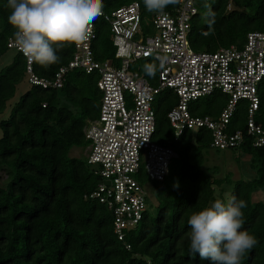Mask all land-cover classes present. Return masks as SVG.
I'll list each match as a JSON object with an SVG mask.
<instances>
[{"label":"trees","instance_id":"16d2710c","mask_svg":"<svg viewBox=\"0 0 264 264\" xmlns=\"http://www.w3.org/2000/svg\"><path fill=\"white\" fill-rule=\"evenodd\" d=\"M132 2L140 6L142 33L152 35L157 13L147 11L143 0H103V11L110 13ZM205 5L214 13L211 26L204 19ZM177 7L169 5L164 12ZM10 12L7 0H0V58L9 51L8 39L14 37L15 29L8 23ZM253 31L264 32V0H210L198 5L188 40L195 52H215L230 46L241 48ZM95 32L94 58L118 66L109 26L97 19ZM73 44L67 43L56 52L60 57L57 63H32L33 74L51 80L71 59ZM138 62L141 65L135 70L154 85L156 75L150 77L144 71L152 60L137 61L133 70ZM25 69L26 59L15 52L12 63L0 72V115L26 75ZM97 80L95 74L74 70L59 90L31 85L8 117L0 118V264H209L189 250L188 218L216 199L227 203L232 196L246 202L241 230L257 241L240 264H264V201L258 197L264 194V148L252 147L246 141L231 149L250 157L254 178L233 180L229 174L217 178L216 168L205 167V154L211 149L209 131L188 130L173 139L167 114L177 99L170 90L155 99L153 141L171 147L176 158L162 182H149L140 173L139 182H149L155 192L156 214L150 217L146 208L136 228L127 231L122 242L117 240L112 212L88 198L100 183L95 168L87 159L68 155L72 148L88 146L83 131L88 121L98 117L101 93ZM257 95L256 121L264 126V78ZM62 98L71 108L60 104ZM227 101L226 95L215 92L189 103L188 111L193 117L215 120ZM246 113L247 103L240 101L230 121L231 131H245Z\"/></svg>","mask_w":264,"mask_h":264},{"label":"built area","instance_id":"2783aa9c","mask_svg":"<svg viewBox=\"0 0 264 264\" xmlns=\"http://www.w3.org/2000/svg\"><path fill=\"white\" fill-rule=\"evenodd\" d=\"M209 1L180 0L174 11L157 13L152 20V35L141 31L137 2L110 13L103 11L97 19L109 26L119 65L94 58V22L92 34L87 40L73 44L71 59L58 68L51 80L33 74L32 63L14 46V37L7 41V49L26 59L30 85L59 90L66 75L74 70L98 76L96 85L101 93L98 117L87 122L83 134L89 142L87 163L95 168L100 183L88 198L99 201L112 212L113 233L120 242L127 231L142 221L147 207L138 176L143 172L149 182H162L170 162L176 158L171 147L153 141L154 103L162 91L170 90L177 99L167 114L174 140L185 131L202 129L210 132L213 150H236L246 141L252 147L264 148V126L256 121L257 87L264 78V32H249L241 48L193 51L188 40L190 22L198 14V5ZM230 7L228 4L227 9ZM142 59H151L158 66L154 85L131 68ZM215 92L228 97L217 119L190 115L189 103ZM240 101L247 103L245 131L233 132L230 121Z\"/></svg>","mask_w":264,"mask_h":264},{"label":"clouds","instance_id":"9594fccd","mask_svg":"<svg viewBox=\"0 0 264 264\" xmlns=\"http://www.w3.org/2000/svg\"><path fill=\"white\" fill-rule=\"evenodd\" d=\"M147 11L163 13L180 0H143ZM11 9L8 23L15 29L14 46L28 62L49 66L60 59L56 52L67 43L85 41L95 20L103 15V0H7ZM204 19L209 26L214 13L209 5ZM55 46V47H54ZM164 66L163 58L159 68ZM146 75L158 71L156 64L144 66ZM246 202L232 196L227 203L216 199L188 218L191 253L209 264H240L244 253L255 246L256 238L242 231Z\"/></svg>","mask_w":264,"mask_h":264},{"label":"rangeland","instance_id":"374dc122","mask_svg":"<svg viewBox=\"0 0 264 264\" xmlns=\"http://www.w3.org/2000/svg\"><path fill=\"white\" fill-rule=\"evenodd\" d=\"M14 56L15 52L13 50H9L0 58V72L12 63ZM151 64H155V62L152 61ZM139 65H141V62H138L135 65L134 69L140 67ZM156 74L157 72L155 73V75ZM30 86L31 85L28 83L27 75H25L24 78L16 85L15 94L13 98L8 102L6 109L3 114L0 115V118L6 119L8 117L11 108L19 101V98L30 89ZM157 98L158 96H156V99ZM60 104L66 105L68 108H71V105L67 104V102H65L63 98L60 100ZM193 132H196V130H193ZM86 149L72 148L69 151L68 155L71 158L86 159ZM205 156V167L209 169L216 168L215 176L217 178H223L228 174L233 180H238L240 178H242L243 180H247L255 177L254 171L249 168L250 157L246 156L243 153L232 150L216 151L210 149L208 152H206ZM1 176L3 175L0 174V177ZM143 189L146 194L147 213L150 217H154L157 211V198L155 196V192L149 182L143 185ZM229 190H231V188H229ZM226 191H228V188ZM258 197H260L261 200L264 201L263 193H259Z\"/></svg>","mask_w":264,"mask_h":264}]
</instances>
